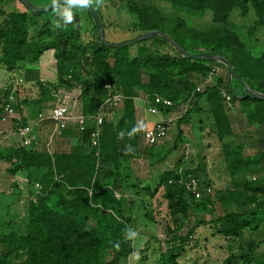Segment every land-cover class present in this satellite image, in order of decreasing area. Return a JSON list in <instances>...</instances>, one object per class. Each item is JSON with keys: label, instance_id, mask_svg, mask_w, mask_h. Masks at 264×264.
I'll list each match as a JSON object with an SVG mask.
<instances>
[{"label": "trees", "instance_id": "trees-1", "mask_svg": "<svg viewBox=\"0 0 264 264\" xmlns=\"http://www.w3.org/2000/svg\"><path fill=\"white\" fill-rule=\"evenodd\" d=\"M19 1L26 10L11 11L0 24V53L2 54L0 68L5 67L12 71L26 64H35L44 51L53 48L59 79L56 85L41 84L45 88V99H53L51 89H70L74 83H78L84 89V112L87 116H92L97 113L108 95L106 85L111 84L125 94L126 99L123 103L126 102L128 108L126 116L122 117L116 125L105 120L97 147L91 143V135L95 130L93 122L88 124L84 132H77V137L81 135L82 145L90 146L91 144L94 147L92 151H83L82 145L74 148L72 152L54 155L47 150L39 151L29 147L10 151L7 158L15 161L9 173L15 175L30 166H35L38 170L45 167L47 189L46 193L31 203L25 232L11 230L0 233V264H13L14 259L20 260V264H120L122 258L130 256L133 252L124 239V234L129 229L128 225L123 222H113L111 232L105 233L90 220L97 218L99 212L106 206L107 194L113 195L109 187L112 185L109 182H101L98 177V160L103 159L106 163L114 165V172L107 176H113V174L119 176L121 175V158H134L139 155V129L136 127L134 117L129 114L133 112L132 101L136 89L145 88L149 105L153 103L157 95H160L173 100L175 106L180 91L174 90L173 75L182 77L186 80L185 90L188 93L190 106L178 120V125L190 122L191 115L200 110L201 99L206 97L220 141L235 136L223 90L231 96L229 105L238 101L245 107L255 104V107L250 109L249 118L259 123H264V99L249 95L244 84L245 90H237L232 85L228 71L227 75L221 72L215 83L206 87L204 91H196L197 82L208 72L210 65L219 61L184 57L160 35L136 44L115 48L105 44L99 32L87 42L75 40L71 42L70 39L73 36L62 41L69 31L61 28L54 40L46 42L44 38L53 34L55 30L50 27V21L46 18L45 25L48 26L46 31L41 30L38 33L41 36L38 41H29V26L33 24V20L38 16L49 14L55 8L34 12L21 0ZM145 1L147 0H143L142 3L127 1L137 19L133 23L134 31L139 34L160 30L190 53L224 55L240 76L249 74V71L241 72V65L244 63L247 65L251 63L253 69H259L260 66L264 68V55L254 57L249 50L245 49L244 42L227 25L230 14L236 8L240 9L244 15L253 8L257 19L250 33H253L254 29L264 27V0H168L178 8L189 7L198 10L199 13H211L214 25L207 31L188 25L180 17L168 18L158 8L148 5ZM96 28H98L97 23ZM192 43L198 48H191ZM133 47H137L135 54H131L130 51ZM84 57L91 59V63H81L80 58ZM219 64L222 66V71L227 70L224 63ZM144 72L146 75H143ZM194 74L197 75L193 78ZM235 78L233 76L232 79ZM144 79L147 80L144 81ZM250 86L264 94V77L260 84H250ZM8 93L9 88L4 91L0 89L2 97L6 98ZM124 127L129 130L123 138L119 151L118 144L115 146L114 137L119 135ZM182 133L180 131L177 140L181 139ZM124 139L130 147L128 154L124 153ZM222 143L223 153L225 149L230 156H237L230 163L231 174L247 171L248 164L242 163V148L239 145L231 146L228 142ZM259 151L264 157V150L260 147ZM187 173H193V171L185 169V174ZM180 177L181 174L176 170L167 173L165 180L167 196L175 197L184 194L193 198L184 185L179 183ZM113 183L117 184L116 179ZM242 185L248 193L243 197L244 201L239 197L240 192L233 191L232 198L244 209L229 213L221 212L208 221L200 220L185 235L174 234L166 242L168 251L161 252L160 264H179V257L185 253L190 244V238L199 225H210L215 233L230 239H241L248 228L258 230L262 219L264 222V177L258 182L244 180ZM54 192L58 193L63 209L68 212L67 217L50 208L46 202L48 195ZM95 220L100 221V219ZM104 240L105 242L108 240L110 244L116 240L121 249L116 251L110 260L102 262L99 250ZM256 245L253 241L247 243L249 252L233 253L226 262L229 264L240 260L243 264H249L252 261L251 251ZM254 260L255 264H264V254Z\"/></svg>", "mask_w": 264, "mask_h": 264}, {"label": "rangeland", "instance_id": "rangeland-1", "mask_svg": "<svg viewBox=\"0 0 264 264\" xmlns=\"http://www.w3.org/2000/svg\"><path fill=\"white\" fill-rule=\"evenodd\" d=\"M29 1L36 7H45L58 0ZM127 1L128 0H90L102 22L106 38L111 42H122L142 35L134 31L133 23L137 21V19L132 13L133 11L131 12ZM131 1L143 2V0ZM145 2L148 5L158 8L166 17H180L188 25L198 28L199 30L207 31L214 25L212 15L209 12L199 13L197 12L198 10H193L189 7L178 8L168 0H147ZM15 9L26 10L25 6L19 0H0V24L6 15ZM46 18L50 21V27L52 29L55 28L53 34L47 35L44 38L46 42L54 40L56 35L61 31V28L69 31V34L63 37L62 41H65L67 38L70 39V36H73L72 39H70L72 40L71 42L74 40L76 42L90 41L99 32L98 28H96V20L92 14L89 13L87 6H83V1L70 0L67 4L56 7L49 14L35 18L33 24L29 26V41H38L41 37L38 33L41 30L43 32L46 31L48 28V26L45 25ZM66 18H68L67 21ZM256 19L257 17L253 8L250 9L247 15L242 14L241 10L236 8L230 14L227 25H229L231 30L244 42L246 50H249L254 57H261L264 55V27L254 29L253 33H250ZM57 24H59V26H57ZM190 47L193 49L198 48L194 43L190 44ZM50 49L54 50L53 48ZM130 51L131 54H135L137 52V47L131 48ZM1 55L0 53V58ZM80 59L83 64L91 63V59L85 57ZM241 70V72L249 71L248 75L244 74L240 76L247 85H258L263 82L264 68H261V66L259 69H253L251 63H248V65L244 63L241 65ZM155 71H157V69H155ZM144 74L145 72L143 75ZM196 75H192L193 78L196 77ZM173 78L175 79L174 90L177 89L180 91L178 92L180 96L178 97L179 99H176L178 101L176 105L179 107V112L183 114L185 109L190 106L188 105V93L187 90H185L186 80L177 75H173ZM232 78L233 76L231 77L232 85L237 90H245L243 86L245 83L241 79ZM145 80L147 79H144V81ZM252 89L255 90L254 87ZM147 99L148 94L145 88H137L132 101L133 112L129 113L134 117L133 119L137 125L136 127L139 129L138 146L140 142L142 150L146 151L141 155L138 153L144 158H141L140 161H135L134 167L136 169H133V174L136 177L135 184H133L134 181H128V176L123 174L119 176L114 174L113 176H107L109 173L114 172V165L109 162L106 163L103 159L100 161L98 160V177L101 182H109L112 185L109 187L113 195L111 193L107 194L106 206L102 208L97 218H92L90 221L96 224L95 226L105 233L106 231L107 233L111 232L114 226L113 222H123L128 225L129 229L124 234V239L127 245L136 253L132 255V257L128 256L122 258L120 264H159V262L155 260V257L159 259V257H161V252L164 253L168 251L166 242L170 240L174 234L185 235L200 220L208 221L221 212L229 213L244 209L234 202L232 192H240L239 197L243 199V197L248 194L242 185L243 181L249 180L250 182H258L264 177V157L262 152L259 151L260 147L264 150V123L261 124L258 122L251 124L243 111L244 109L235 104H227L228 115L235 132V136L232 138L220 141L215 130V132L211 130L213 133H209L206 130L205 136L207 138L197 139L192 129L193 126L191 122L188 121L182 123V125H176L175 123L164 139L160 140L156 145L146 148L143 144L144 130L138 126L137 116L145 110L148 111L149 103ZM127 108L125 102L113 110H121L122 118L126 116ZM110 110L111 109H108L107 112ZM155 116L156 115H154V117ZM121 118L118 119L117 116V121L121 120ZM212 121L211 119V124ZM115 123L116 122H113L114 125H116ZM140 123L142 125V122ZM8 124H10L9 130L3 131L4 135L7 134L6 132L14 133L17 126L16 124L14 128L12 127V123L8 122ZM213 126L214 125H212V127ZM128 130L129 128L124 127V129L120 131L121 133L114 137L115 146L118 144L119 151L122 147L123 138L126 136ZM203 130H205V128ZM180 131L183 132V136L186 135L187 137H191L192 142L182 143L181 141H184L182 136L177 143L178 148L176 149L174 145ZM78 138V143L73 145L74 148L81 147L79 145L83 144L80 134ZM222 142H228L231 146L239 145L242 148V163L248 164L247 171L231 174L230 163L237 156H230L226 153L225 149L223 153ZM239 143H242V146ZM82 146L85 152L94 149L91 144L90 146ZM20 147L35 149L32 147V144L22 145L20 143L11 149H2L0 147V155L4 154L3 158H6L0 159V233H7L11 230L25 232L31 203L35 202L43 193H46L45 190L47 189L46 173L44 172L46 169L45 167L39 170L35 166L24 168L20 170V172L24 174L22 177L23 180L20 178V185L11 182V179L14 178L18 172L15 175L9 173L15 160L11 161L7 156L10 154L11 150L15 151L20 149ZM148 150H151L150 156L153 155L151 159L146 156L148 155ZM7 151L9 152L7 153ZM185 157L186 160H183ZM180 158H183L181 162L178 160ZM173 160L176 162L175 165H177L178 162L183 163L177 167L182 166L185 169L193 171V174L199 179L202 191L200 199H193L184 194L175 197L167 196L166 175L173 170L175 171V169H173L175 166L170 168L167 166V163H172ZM115 179L117 184L113 183ZM10 183L12 184L10 185ZM37 183L40 184L39 188L36 187ZM46 202L50 208L55 209L65 217L68 216V212L63 209L61 199L57 192L48 195ZM95 219H100V221H96ZM213 236L216 237V239L213 240ZM105 241L106 240L101 242L99 250V256L102 262L110 260L116 251L121 249L118 247L120 245L116 240H113L111 244L108 240L107 242ZM251 241L255 242L257 245L251 251L252 261L249 264H255L254 259L262 257L264 254L263 219L258 230L246 229L241 239L226 238L223 235L215 233L210 225H199L191 236L190 244L187 246L185 253L179 257V264L180 262L183 264H195V259L190 258L189 261H187L188 256L191 254L190 250H199L197 253L201 256V253L210 254V251L206 252L208 248L211 249V252H214V250L219 248L220 244L227 248L225 254L227 257L225 261H227L233 253L244 254L245 252H249L247 243ZM145 242L151 245L154 254L150 250L145 254ZM222 246H220V248ZM139 250H142V252L139 253ZM156 254H158V256H155ZM195 254L194 257L196 256ZM213 254H215L217 258L222 256V253L219 254V252ZM146 256H148L149 259ZM212 260H214L213 256L204 264ZM13 264H20V260L14 259ZM225 264L228 263L226 262ZM229 264H243V262L236 260Z\"/></svg>", "mask_w": 264, "mask_h": 264}, {"label": "crops", "instance_id": "crops-1", "mask_svg": "<svg viewBox=\"0 0 264 264\" xmlns=\"http://www.w3.org/2000/svg\"><path fill=\"white\" fill-rule=\"evenodd\" d=\"M227 71L229 74V78L231 80V75L229 73V70L227 68V70H223L222 73L224 75H227ZM17 79V80H15ZM59 79V75H58V65H57V59L55 57V52L52 49L46 50L41 56L40 59L37 63L35 64H26L24 66H21L20 68H18L17 70H8L5 67H1L0 68V89L1 90H8V88L12 87V83L14 81H17V88H18V93H17V104H16V111H15V115L13 118L8 119L6 121L2 120V115H3V109H2V105L4 103V97H2L0 95V147L2 149H11L12 147L16 146L18 143H21V139H19V137L15 134H13L12 132H6L7 134H3V131H7L9 130V123H12V127H14L16 124L17 125H33L35 123L36 118L38 117V114L42 111H50V109L54 106V100L53 99H45L44 97V92H45V88L42 85H45V83H50V84H54L56 85ZM42 84V85H41ZM12 85V86H11ZM50 87V86H49ZM51 88V87H50ZM248 91V90H247ZM178 103V102H177ZM176 103V104H177ZM180 103V102H179ZM235 105L239 106L240 108L244 109L243 111L245 112L248 121L251 124L254 123H258L252 119L249 118L250 115V109H252L253 107H255V104H250L249 107H245L243 106L242 102H235ZM200 110L199 112L194 113L192 116V119L190 120L191 124H192V129L195 132V137H197V139H206L207 137L205 136L206 134V130L209 133H213L212 131H216V127H215V123H214V118L213 115L210 111V107H209V103L206 97H203L200 101L199 104ZM178 105H175L173 108H171L169 111L166 112L164 118L166 120L169 121V130L172 129V127L174 126V124L176 123V125H178V120L182 117V113L179 112L178 109ZM186 110V109H185ZM140 115L137 116V121H138V126L143 128V130L145 131V129L151 128L153 127L155 124H157L161 118L159 116H155L151 115L147 110H145L144 112L139 113ZM117 116L118 119L121 118L122 116V111L117 109L116 111L114 110H110L106 116V121L109 123H113L116 122L115 124H117L119 122V120L117 121ZM211 116V118H210ZM207 117V118H206ZM206 118V119H205ZM204 121H202V120ZM211 119L212 124H211ZM210 121V122H209ZM142 122V125L141 123ZM203 123V124H202ZM262 124V123H261ZM173 125V126H172ZM212 125H214L212 127ZM52 127V123L51 122H46L41 126H36L34 127V132H33V142H32V147H34L37 150H47L48 151V140H49V136H50V130ZM15 128V127H14ZM205 128V130H203ZM214 128V129H213ZM212 130V131H211ZM214 131V132H215ZM77 128L76 127H71L69 130L66 131V134H64L63 136H56L54 137L52 144H51V149H50V153L54 154H59L61 152H72L74 147V144L78 143V137H77ZM215 134V133H214ZM78 138V139H77ZM182 139L184 141H181L182 143H187V142H192V138L191 137H187L186 135H184L182 137ZM16 142V143H15ZM76 142V143H75ZM125 142V139H124ZM176 142V141H175ZM179 142V140H177L176 142V149L178 148L177 143ZM124 147H125V154L129 153V145L125 142L124 143ZM6 151V150H4ZM10 151V150H9ZM7 151V153L9 152ZM151 150H148V155H146L148 158H152ZM146 151L142 150V146L141 143L139 142V153L140 155L145 153ZM184 154V153H183ZM4 154L0 155V159L3 158ZM138 156V157H134V158H121V174L128 176V181L133 182V184H135L136 182V177L133 174V169H136L134 167L135 165V161H140L141 158H144L143 156ZM6 159V158H3ZM183 159V158H182ZM181 158L178 159L182 160ZM102 160V159H101ZM186 160V157L183 159ZM178 162L177 165L176 162H174V160L172 161V163H167V166L173 169H177L178 165H182L183 163ZM171 165V166H170ZM24 176L23 172H18L14 178L11 179V182H15V184L20 185V178L21 180L22 177ZM10 183V185L12 184ZM23 184V183H22ZM24 186V185H23ZM135 188V187H134ZM220 235V234H218ZM146 236V235H144ZM217 236V235H214ZM213 236V240L216 239V237ZM149 240V239H148ZM220 246H222L220 244ZM216 250H214V252H211V249L208 248L206 252L210 251L209 253H201V256L199 255V253H197V251L199 252V250H192L194 252H191L190 256H188L187 261H189L190 258L195 259L196 262L195 264H204L206 261H208V259H210L212 256L214 258V260H212L211 262H207L206 264H225L226 263V251L227 248L225 247H221ZM145 254L146 252H148V250H150L153 254L154 251L153 249H151V245H149L147 242H145ZM142 250H139V253H141ZM221 254L222 256L217 258L215 254L213 253H218ZM135 251L132 252V254L130 255L132 257V255H135ZM196 253V254H195ZM161 254V253H160ZM194 254L197 256L194 257ZM155 256H158V254H156ZM148 258V256H146ZM160 258V257H159ZM217 258V259H216ZM149 259V258H148ZM200 259V260H198ZM151 260V259H150ZM155 260H157L160 264V261L158 259V257H155ZM218 260V261H217ZM180 264H183L182 262H180ZM191 264V263H189Z\"/></svg>", "mask_w": 264, "mask_h": 264}, {"label": "built area", "instance_id": "built-area-1", "mask_svg": "<svg viewBox=\"0 0 264 264\" xmlns=\"http://www.w3.org/2000/svg\"><path fill=\"white\" fill-rule=\"evenodd\" d=\"M219 63H214L210 66L208 72L197 82L196 91L202 92L206 87L215 83L217 77L222 72V66ZM12 85V87L9 88V93L2 105L3 121L11 119L15 115L18 93V88L16 86L17 81H14ZM106 88L108 90V95L99 107L97 113L92 116H87L84 112V89L82 85L74 83L70 89H51L54 106L50 111L40 112L33 125H17L13 134L21 139L22 145H31L34 138V127L38 125L41 126L46 122H51V133L47 145L48 151L51 152L50 149L54 137L63 136L71 127H76L79 132H84L88 124L93 122L95 124V130L91 135V143L94 147H97L99 144L101 128L108 114L107 110L111 109L112 111L114 108H118L126 99L122 90L118 89L115 85L109 84L106 85ZM222 93L226 102L229 104L231 100L230 94L225 90H223ZM173 107L174 102L170 98L160 95H157L154 98L153 103L148 107V112L151 115L159 116L161 120L153 127L145 129L143 133L144 147L150 148L167 136L169 131V121L166 120L164 116L167 110ZM176 171L181 174V177L178 180L179 183L184 185L187 192L194 199H200L202 191L200 181L196 175L193 173L185 174V168L182 166L177 167ZM170 182H172V180H170ZM39 186L40 184L37 183L36 187L39 188Z\"/></svg>", "mask_w": 264, "mask_h": 264}, {"label": "water", "instance_id": "water-1", "mask_svg": "<svg viewBox=\"0 0 264 264\" xmlns=\"http://www.w3.org/2000/svg\"><path fill=\"white\" fill-rule=\"evenodd\" d=\"M21 1L27 7H29L32 11L41 12V11L52 10V9H54V8L60 6V5L68 3L70 0H58V1L53 2V3H51V4H49L48 6H45V7H36L29 0H21ZM87 8L89 9L90 13L92 14V16L94 17V19L97 22L99 35L101 37V40L105 44H107L108 46L115 47V48H121V47H124V46H128V45L139 43V42H141V41H143L145 39L151 38L153 36L160 35V36L164 37L169 43H171L184 57L205 59V60H209V61H215L216 60V61L222 62L228 68L231 77L234 76L237 79H241L244 82V80L236 72V70L234 69L232 63L230 62V60L226 56L219 55V54L218 55H214V54L207 55V54H203V53H190L184 47H182L179 43H177L175 40H173L168 34H166L163 31H160V30H152V31L144 33L141 36H138V37H136L134 39H130V40L122 41V42H111V41H109L106 38V34H105V31H104L102 22H101V20H100V18L98 16V13H97L96 9L93 7V5L91 4V2L89 0H88V3H87ZM245 86H246V88L248 90V94L249 95L264 99V94L263 93L257 92L256 90L252 89L246 83H245Z\"/></svg>", "mask_w": 264, "mask_h": 264}, {"label": "clouds", "instance_id": "clouds-1", "mask_svg": "<svg viewBox=\"0 0 264 264\" xmlns=\"http://www.w3.org/2000/svg\"><path fill=\"white\" fill-rule=\"evenodd\" d=\"M87 3H88V0H83V6H87ZM68 18H66V21H67ZM57 26H59V24H57Z\"/></svg>", "mask_w": 264, "mask_h": 264}]
</instances>
